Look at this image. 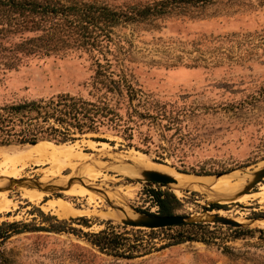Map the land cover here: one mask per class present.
Masks as SVG:
<instances>
[{
	"label": "rangeland",
	"instance_id": "obj_1",
	"mask_svg": "<svg viewBox=\"0 0 264 264\" xmlns=\"http://www.w3.org/2000/svg\"><path fill=\"white\" fill-rule=\"evenodd\" d=\"M82 1L128 11L162 0ZM12 2L0 0V106L62 93L97 101L110 85L94 87L101 69L99 78L113 80L120 119L65 142L42 140L50 146L29 158L20 157L29 143L0 145V163L22 159L0 165V223L28 225L0 243V264H264V177L246 189L264 167V0L169 4L159 14L110 23L109 36L94 45L68 39L53 50L33 49V40L45 34L35 25L40 19ZM63 149L83 157L61 169L51 160ZM137 158L193 181L237 171L245 179L178 192L176 183L133 172ZM151 189L173 193L179 203L174 213L201 220L208 240L175 243L187 225L152 230L101 216L122 209L131 218L158 214ZM56 199L90 214L60 218L45 208ZM212 214L240 225L213 222ZM103 228L151 248L135 258L101 251L86 233Z\"/></svg>",
	"mask_w": 264,
	"mask_h": 264
},
{
	"label": "trees",
	"instance_id": "obj_2",
	"mask_svg": "<svg viewBox=\"0 0 264 264\" xmlns=\"http://www.w3.org/2000/svg\"><path fill=\"white\" fill-rule=\"evenodd\" d=\"M12 1V6L20 13L28 10L29 13L38 15L40 19L35 22V25L38 28L43 27L42 30L45 34L33 40L37 41L36 47L33 49L38 50L41 47L53 50L69 45L66 43L68 39L77 45H94L109 36L110 23L115 24L137 16L159 14L164 12L169 4L198 3L209 0H162L145 5L143 8L130 7L128 11H118L105 4L82 0H73L71 3H63L61 0H22L23 2L19 1L20 8L18 7L20 3L17 5L16 0ZM100 74L104 75V72L98 69L93 76L94 87L102 88L100 83L105 82L108 85L112 84L113 80L99 78ZM110 85L106 87L103 95L97 101L62 93L47 101L23 100L3 104L0 106V145L51 143L48 141L61 143L74 139L75 133L82 134L96 129L99 124L105 121H119V101L114 99L111 94L116 89L113 84L111 87ZM109 92L108 97L107 93ZM101 140L104 141V139ZM150 192L158 205L159 215L174 213L179 203L173 193L154 189H151ZM185 225L189 228L175 237V243L208 240V236L203 231L205 228L203 223L186 222L178 226ZM7 227L13 228L8 230ZM26 228H28L26 223H0V230L4 229L0 232V243L8 238L10 233H19ZM165 228H172V226ZM86 235L88 240L99 250L115 256L135 258L146 254L151 248L142 239L140 241L139 239H129L112 228H103L95 233H86Z\"/></svg>",
	"mask_w": 264,
	"mask_h": 264
},
{
	"label": "bare ground",
	"instance_id": "obj_3",
	"mask_svg": "<svg viewBox=\"0 0 264 264\" xmlns=\"http://www.w3.org/2000/svg\"><path fill=\"white\" fill-rule=\"evenodd\" d=\"M30 146H31V149L28 152H25V154H21L20 155V157L22 159L29 158V155H32V153L34 151H36L38 148L44 147V146L48 147L50 145L36 144V145H30ZM64 146L63 147L62 146H57V149L65 148ZM52 155H53V153H52ZM57 155L54 152L53 156H56L54 159L51 158L52 159L51 160L50 157H49V159L47 158L48 160H51V163L55 164L56 167L57 166H61L62 167V165L66 164V163L69 164V165H73L72 161L81 160L82 157H83V156L72 155L71 152L68 153L65 149H63V151H62V155H60V156H57ZM49 156H51V154H49ZM30 159H31V157H30ZM21 160L19 158L15 159V160L4 159V161L1 162L0 165H2L4 163L2 166H4L5 164H8L7 166L10 165L12 167V166H15L16 163H20ZM38 162H40V161H38ZM134 162H135V165H138V168H140V169L132 167L131 170L133 172L137 173V174H140L141 176H142V174H141L142 170H155V171L160 172L161 168H162V166L160 167L155 162H152V161H150V160H148L146 158H143V159L137 158V159H135ZM54 168H55V166H54ZM61 169H63V167ZM59 172H61V171H59ZM237 172L236 173H232V174H230L228 176H225V177H207V178L205 177V178L196 179V181H193V180H190V179H187V178H183V177H180V176H176V175H171V174H169V175H171L172 177H174L176 179V184H174L172 186L173 189H175L176 191L180 192L179 189L180 188H185V187L186 188H191V189H194V190H206L205 188H208V186H209V188H213L214 184H215L214 186H216L218 184H228V182L233 180L232 178L235 177V176H239L241 180L245 179V176L241 177L239 175L240 172L239 173H237ZM161 173H163V172H161ZM195 176H200V175H195ZM92 177L95 178L96 175H93ZM92 177L90 179H92ZM75 195L82 196V194L79 193V192H76ZM95 197H97V196H95ZM45 208H47V210L48 209L53 210L55 212V215H57L60 218H68V217H71V216H81V215H85V214L89 213V211L85 212L83 210H80V209L76 208L75 205H73V204H71V203H69V202H67L66 200H63V199H56L54 201L53 200L48 201L45 204ZM100 214H101V216L103 218L105 217V218H112V219H119V220H122L124 218H131V215L127 211H125L123 209H122L121 213H118L117 211L109 210V211H106V212H103V213H100ZM136 217L137 216H132V218H136Z\"/></svg>",
	"mask_w": 264,
	"mask_h": 264
},
{
	"label": "water",
	"instance_id": "obj_4",
	"mask_svg": "<svg viewBox=\"0 0 264 264\" xmlns=\"http://www.w3.org/2000/svg\"><path fill=\"white\" fill-rule=\"evenodd\" d=\"M36 144V143H35ZM34 145V144H30ZM141 174L143 176L142 179H145L150 182H157L162 185L169 184V183H176V179L169 174L161 173L155 170H142ZM219 177V176H217ZM264 177V167L256 170L253 173V178L248 183L246 189H250L254 184L259 182ZM67 188L71 186L70 182H67ZM40 186V185H39ZM51 187H46L49 189ZM136 218H124L122 219V223L125 225H130L132 227H144V228H165L171 226L181 225L186 222H194V223H202L201 220L193 219L190 215L187 214H178L172 213L167 215H159V214H140L136 213ZM210 219L213 222H217L223 225L229 226H239L240 223L234 219H231L226 216H222L220 214H212Z\"/></svg>",
	"mask_w": 264,
	"mask_h": 264
},
{
	"label": "built area",
	"instance_id": "obj_5",
	"mask_svg": "<svg viewBox=\"0 0 264 264\" xmlns=\"http://www.w3.org/2000/svg\"><path fill=\"white\" fill-rule=\"evenodd\" d=\"M150 196H151V197H153V195H152V194H151ZM154 205H156V207L158 206V205H157V203H156V201H155V204H154Z\"/></svg>",
	"mask_w": 264,
	"mask_h": 264
}]
</instances>
